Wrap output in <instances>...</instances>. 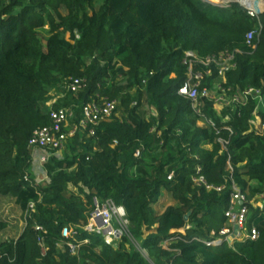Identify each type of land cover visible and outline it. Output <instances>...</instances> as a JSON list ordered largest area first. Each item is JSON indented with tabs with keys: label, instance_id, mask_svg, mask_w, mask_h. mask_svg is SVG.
I'll use <instances>...</instances> for the list:
<instances>
[{
	"label": "trees",
	"instance_id": "1",
	"mask_svg": "<svg viewBox=\"0 0 264 264\" xmlns=\"http://www.w3.org/2000/svg\"><path fill=\"white\" fill-rule=\"evenodd\" d=\"M230 1L262 9V0ZM186 52L234 55L223 86L230 94L259 89L263 105L250 98L218 113L203 99L198 114L179 94L189 80ZM195 70L199 91L213 89L217 66L210 77L202 65ZM75 79L84 81L77 93L67 89ZM53 89L60 97L52 108H72L71 124H79L84 105L109 99L119 106L95 136L79 131L63 159L50 158V182L40 186L28 144L51 125ZM198 167L222 192L194 183ZM234 185L263 203L251 206L248 221L259 238L208 246L226 224ZM164 191L175 206L157 213ZM0 197L24 214L35 204L17 240H2L9 224L0 219V264H264V12L251 17L240 4L202 0H0ZM95 198L125 208L136 244L124 237L110 247L83 229ZM78 226L74 237L64 236ZM68 244L79 247L72 253Z\"/></svg>",
	"mask_w": 264,
	"mask_h": 264
},
{
	"label": "built area",
	"instance_id": "2",
	"mask_svg": "<svg viewBox=\"0 0 264 264\" xmlns=\"http://www.w3.org/2000/svg\"><path fill=\"white\" fill-rule=\"evenodd\" d=\"M230 3V2H229ZM244 7L251 17H258L264 12L261 8L247 7L246 5L238 2ZM256 32H251L246 36L248 46H252V42ZM234 55L225 54L220 57H208L205 59L199 58L194 52H186L184 64L189 68V80L180 89L179 94L188 98L193 102V107L196 112L202 114L203 99H210L215 103L225 101L224 108L241 109L247 105L250 98L258 100L260 106L263 105L262 91L255 88H247L244 91H237L230 94L231 89H226L223 86L225 83V76L230 72L235 65L233 64ZM218 68L219 80L214 87L223 96L222 99H215L211 96L212 89H204L202 92L199 88L202 84V77L196 73L195 68L198 65L206 67L205 75L210 77L212 72L210 67L212 65ZM84 87V81L75 79L71 80L67 89L73 93L79 92ZM210 91V92H209ZM56 103V102H55ZM55 103H49L51 125L42 127L36 130L28 144L34 162H39L40 165L45 166L51 157H58V154L65 150L68 140L74 137L79 131H89L90 136H95V127L99 126L102 122L109 121L116 114L119 103L116 100L102 99L100 104L94 102L82 107V119L79 124H71L75 117V112L72 108H62L55 110L52 106ZM137 103H135L136 105ZM91 126V127H90ZM214 127V125H213ZM39 154V156H37ZM141 151H137L136 157H140ZM37 156V157H36ZM29 176L26 180L29 181ZM171 178V177H170ZM194 183L201 187H205L208 191L222 192L224 187L216 188L210 186L202 174V168L198 167L197 175L194 178ZM35 184H39L38 182ZM251 206L254 207L252 202L248 199L247 194L243 193L235 185L233 186V193L231 195L229 208L225 212L226 224L219 233H213L214 239L207 243L208 246H221L223 243L228 242L234 245L236 242L257 241L259 233L256 228L249 229L248 221L251 212ZM258 208V207H256ZM259 208H263L260 205ZM35 204L32 203L25 213V226L27 219L34 212ZM78 227H67L64 232L66 238L74 237L77 234ZM83 229L90 234L102 236L105 244L110 247H118V243L122 238L129 239L132 243L136 244L130 232V221L127 212L123 206L116 205L112 200L102 201L95 198L93 201V210L88 218V223L83 226ZM36 231L45 234L46 231L42 226H36ZM40 245L44 248V238H39ZM84 243H88L85 240ZM72 253H75L79 246L68 244Z\"/></svg>",
	"mask_w": 264,
	"mask_h": 264
},
{
	"label": "rangeland",
	"instance_id": "3",
	"mask_svg": "<svg viewBox=\"0 0 264 264\" xmlns=\"http://www.w3.org/2000/svg\"><path fill=\"white\" fill-rule=\"evenodd\" d=\"M100 1V0H98ZM213 1L215 3H218L220 5H223L225 7H227L231 2L230 0H210ZM261 1V0H258ZM262 2V10H264V0L261 1ZM242 4H244L243 2H241ZM245 5V4H244ZM64 13V12H63ZM48 28H45L43 30H41V33L43 35V39L46 41V39L48 38ZM219 80H216V84ZM215 84V85H216ZM210 92V91H209ZM211 96H213L215 99H222L223 96H221V93L218 92L215 88H213L210 92ZM49 97H50V102L49 103H55L59 97H60V93L58 92V90L53 89L51 90V92L49 93ZM225 101H222L221 103H215V109L216 111L219 113H221L223 111ZM135 105V104H134ZM142 105H143V110H145L148 113L149 118H156V111L153 107H150L148 105H146L145 100H142ZM118 116H120V113L118 112L117 114ZM67 152L63 151L60 155H58L59 159H63L65 157ZM37 156H39V154H37ZM36 156V157H37ZM35 169L31 170V177L33 179L34 182H38L40 186H45L47 185L50 180L47 174V171L45 169V166L40 165L39 162L35 163ZM11 199V198H10ZM258 198L255 199H251L250 201L252 202V204L254 205V208L259 207L260 205H263L262 202H260V200L257 201ZM174 200L172 199V197L166 192H163L162 198L160 200V202L155 205V210L157 211V213H162L164 212L168 207H170V205L174 204ZM4 211L3 213L5 215H7V218L10 219L11 223L14 224V222H17V224L11 225L10 229L6 230V232L4 233V241H12L14 239H16L24 230L25 228V221L23 218V215L20 213V210L18 209V207H16V205L14 204L13 200H6V199H2L0 198V211Z\"/></svg>",
	"mask_w": 264,
	"mask_h": 264
},
{
	"label": "crops",
	"instance_id": "4",
	"mask_svg": "<svg viewBox=\"0 0 264 264\" xmlns=\"http://www.w3.org/2000/svg\"><path fill=\"white\" fill-rule=\"evenodd\" d=\"M202 125V124H201ZM63 152V151H62ZM62 152H60L58 155H60ZM35 163L36 162H34V164H33V166H32V169L31 170H33V169H35L36 167V165H35ZM1 198V197H0ZM2 199H6V200H13L14 201V204L16 205V207H18V209L20 210V213L23 215L24 213L22 212V210L20 209V207L15 203V200L14 199H10V198H2ZM170 206H175V203L174 204H172V205H170ZM4 211L2 210V211H0V219H2V220H4V221H6V222H8V224H9V227H8V229H10V226L11 225H14V224H17V222H14V224L13 223H11V221H10V219L9 218H7V215H5L4 213H3ZM163 213V212H162ZM23 218H24V221H25V214L23 215ZM7 229V230H8ZM21 235V234H20ZM19 235V236H20ZM19 236L16 238V239H14V240H17L18 238H19ZM5 236H4V234L2 235V240H3V238H4Z\"/></svg>",
	"mask_w": 264,
	"mask_h": 264
},
{
	"label": "water",
	"instance_id": "5",
	"mask_svg": "<svg viewBox=\"0 0 264 264\" xmlns=\"http://www.w3.org/2000/svg\"><path fill=\"white\" fill-rule=\"evenodd\" d=\"M202 1H203L204 3H206V4H210V5H213V6H216V7L226 8L225 6L220 5V4L215 3V2H213V1H210V0H202ZM234 3H238V2H234V1H232V2H230V4H229L227 7H229L231 4H234ZM185 220L188 221V216L186 217Z\"/></svg>",
	"mask_w": 264,
	"mask_h": 264
},
{
	"label": "bare ground",
	"instance_id": "6",
	"mask_svg": "<svg viewBox=\"0 0 264 264\" xmlns=\"http://www.w3.org/2000/svg\"><path fill=\"white\" fill-rule=\"evenodd\" d=\"M232 2V1H231ZM234 2H239V1H234ZM241 3V2H240Z\"/></svg>",
	"mask_w": 264,
	"mask_h": 264
}]
</instances>
